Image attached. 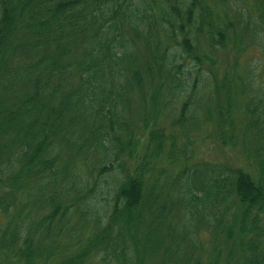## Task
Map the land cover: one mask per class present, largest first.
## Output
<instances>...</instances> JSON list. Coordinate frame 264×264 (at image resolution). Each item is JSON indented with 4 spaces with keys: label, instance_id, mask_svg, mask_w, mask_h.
Instances as JSON below:
<instances>
[{
    "label": "trees",
    "instance_id": "obj_1",
    "mask_svg": "<svg viewBox=\"0 0 264 264\" xmlns=\"http://www.w3.org/2000/svg\"><path fill=\"white\" fill-rule=\"evenodd\" d=\"M254 13L0 0V264H264V87L241 58L264 0ZM210 127L255 173L192 162Z\"/></svg>",
    "mask_w": 264,
    "mask_h": 264
},
{
    "label": "rangeland",
    "instance_id": "obj_2",
    "mask_svg": "<svg viewBox=\"0 0 264 264\" xmlns=\"http://www.w3.org/2000/svg\"><path fill=\"white\" fill-rule=\"evenodd\" d=\"M230 3L231 5L234 4L235 9L237 8L242 12L244 11L255 15L254 10L257 8V0H230ZM247 42L248 41L246 40V43ZM227 55H230V53L222 52L221 57L224 58ZM241 58L242 61H250L255 65V75L258 77L259 83L264 87V44L257 43L251 46L245 53L242 54ZM241 125L243 126V124ZM213 128L214 127H210L208 132L198 134L196 137L194 136L195 142L190 147L194 157L192 162H208L211 166L224 164L235 168H242L252 174L253 172L255 173L251 160L248 158V152L251 147L249 145H245L243 148V146L239 143L233 146L226 145L222 143L219 134L215 135L213 133ZM159 167H166L168 170L174 171L167 159L163 160L159 164ZM108 180L112 183L111 178H108ZM162 180L164 181V178H162ZM196 182L199 184L200 178H196ZM101 185H104V183ZM99 199L102 201V195ZM199 209L201 210V208ZM104 210H106V208H104ZM209 235L210 234L207 231L203 230L200 232V236L204 240H207Z\"/></svg>",
    "mask_w": 264,
    "mask_h": 264
},
{
    "label": "water",
    "instance_id": "obj_3",
    "mask_svg": "<svg viewBox=\"0 0 264 264\" xmlns=\"http://www.w3.org/2000/svg\"><path fill=\"white\" fill-rule=\"evenodd\" d=\"M122 264H129V263L124 262V263H122Z\"/></svg>",
    "mask_w": 264,
    "mask_h": 264
}]
</instances>
